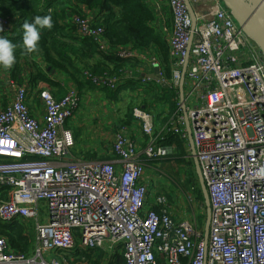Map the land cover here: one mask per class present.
Here are the masks:
<instances>
[{"label":"built area","instance_id":"2783aa9c","mask_svg":"<svg viewBox=\"0 0 264 264\" xmlns=\"http://www.w3.org/2000/svg\"><path fill=\"white\" fill-rule=\"evenodd\" d=\"M167 2L173 15L172 74L166 78L160 68L159 80L143 81L175 89L177 110L158 130L151 112L134 109L147 140L143 150L119 130L114 159L75 158L76 139L67 123L80 109L82 95L74 84L61 97L48 88L37 93L45 108L41 119L30 109L35 90L28 85L19 86L0 109V223L33 219L38 236L31 258L12 251L0 235V264H66L54 254L77 249L120 254L125 264H264V57L221 0H190L194 30L186 1ZM72 21L79 36L107 50L104 30L94 27L93 17ZM10 22L0 16V34L9 32ZM115 54L161 65L151 52L132 47ZM188 55L185 103L212 208L207 250L199 223L178 219L168 194L152 200L145 180L147 162L172 153L165 140L175 135L188 142L179 98ZM132 70L83 74L94 87L115 91L125 78H135ZM185 194L190 211L204 206H198L195 186Z\"/></svg>","mask_w":264,"mask_h":264},{"label":"trees","instance_id":"16d2710c","mask_svg":"<svg viewBox=\"0 0 264 264\" xmlns=\"http://www.w3.org/2000/svg\"><path fill=\"white\" fill-rule=\"evenodd\" d=\"M41 0H0V16L9 17L13 20L15 30L12 33L6 32L0 34L5 36L16 45V62L13 66V74L18 77L22 70V64H30L33 68L32 84L39 82H47L56 85L50 80L36 62L30 61L31 57L38 55L46 67L51 70H58L68 74L73 84L82 92L84 87H94L93 83L86 80L84 71L89 70L94 74L108 73L110 75H118L125 69H135L140 65L137 59H122L115 54L120 47L131 46L141 52L150 53L158 48L159 59L166 78L171 77L172 67L170 62V52L167 41L158 31L151 26L155 20L156 14L142 0H44V5H40ZM85 8L91 11L96 10L95 16L89 15ZM67 11L72 12V20L74 16L94 18V27L103 28V42L107 50L101 49V44L90 37H81L78 35V26L64 19ZM36 16H50L53 21L51 29L44 28L41 30V39L38 42V49L33 53H26L23 48V24L32 22ZM130 79V78H129ZM125 82L120 84L115 91L104 88L114 97L119 93ZM19 82V81H18ZM23 84V83H21ZM27 85V84H23ZM32 85V88L34 89ZM123 87L135 89L137 83L128 82ZM165 94V98L171 107V116L177 110L178 93L175 89L169 87H158ZM156 91V89H154ZM35 92L36 94L39 93ZM157 92V91H156ZM136 102L131 100L127 112L131 117L133 115ZM171 118V117H170ZM170 123V122H168ZM167 123V124H168ZM168 144L176 143L177 148L171 157L175 160L191 162L190 167L193 169V178L188 189L195 186L196 198L198 206L200 202H204L203 193L200 188L199 180L195 170L193 158L189 153L188 142L179 136H171ZM6 197V195H3ZM198 208L201 209V206ZM205 211V206L202 207ZM201 209V210H202ZM203 211V210H202ZM200 227L203 229L205 224V213L200 212ZM25 227L19 222L9 224L0 223V235L8 240L11 250L21 252L28 256L32 248V241L25 234ZM105 252V251H104ZM103 250H80L65 252L59 254V259L66 264H76L81 261H89L91 264H125L123 256L117 254L104 253ZM105 255H108L105 258Z\"/></svg>","mask_w":264,"mask_h":264},{"label":"crops","instance_id":"0c3cea01","mask_svg":"<svg viewBox=\"0 0 264 264\" xmlns=\"http://www.w3.org/2000/svg\"><path fill=\"white\" fill-rule=\"evenodd\" d=\"M142 1L147 3L148 7L155 12L156 17L151 26L155 29V31H158L161 36L163 35L168 44V39L172 30L173 15L167 0ZM40 5L41 7L44 5V0H41ZM85 10L91 16H95L97 13L96 10L91 11L88 8H85ZM72 15V12L67 11L64 15V19L71 22ZM8 29L11 33L15 30L13 20H11ZM134 49L138 50L136 48ZM157 50L158 48L152 50L151 55L158 57L157 59L161 62L159 59V51ZM30 61H34L40 67H42L44 69L43 71L45 72V75L50 80H53L56 85L53 86L47 82H39L38 84L33 85V68L30 64H27V61L26 63L22 64L23 67L20 75L18 76H21L20 80L13 77L14 65L10 69H4L0 67V109H2L14 99L17 88L23 84H27L30 87L33 85L35 92H38L40 89L42 90L48 88L56 97L63 96L67 89L73 85V81L68 74L58 70H51L49 67H46L38 55L31 57L29 62ZM159 68L164 71L162 63ZM155 69L156 67H151L145 61L140 62V65L132 70L134 71L135 78L126 81L127 83L130 81L136 82L137 87L135 89L123 87L127 84L126 83L121 87L116 97L110 95L105 89H99L90 86L84 87L81 92V107L75 116L67 123L68 128L72 130L76 139V146L73 155L75 158L88 161H106L114 159V154L112 151L113 140L115 133L119 130H125V134H127L129 138L137 141L140 150L144 149L147 140L141 130V126L139 125L138 121L135 120L134 116L132 115L130 117L127 112V107L131 100L136 102V106H134L133 109L141 108L151 112L155 127L158 130L162 129L170 121L171 107L170 103L164 99L165 94L160 88L154 85L155 83L147 84L149 82L143 81L144 77H149L152 80H155L153 79ZM154 89H156L157 92ZM29 106L37 118L41 119L43 117L45 108L44 104L39 99L38 94L35 93L31 95ZM168 142V140H165V144L169 147H172V149L170 148V151L172 152L171 154H174L176 152L177 145L176 143L168 144ZM171 154L169 153L168 156ZM167 157L155 160L154 162H147L145 180L149 184V197L153 200V197L157 194H163L166 197L168 194L169 200L173 202V212L175 213L176 217L178 219L187 218V205L184 202V196L167 182V175L165 174L167 172ZM160 160L164 162L162 166L158 165L156 162ZM26 224L30 229H27L25 226ZM22 225L26 228L25 234L28 235V237H30L31 241L33 242L28 257L34 258L38 248V236L36 234L37 222L33 219L22 220ZM50 255L51 254L48 256ZM54 257L59 258L57 254H54ZM107 257L108 255H105V258ZM50 258L53 257L51 256ZM76 264L91 263L89 261H81L77 262Z\"/></svg>","mask_w":264,"mask_h":264},{"label":"water","instance_id":"95a60500","mask_svg":"<svg viewBox=\"0 0 264 264\" xmlns=\"http://www.w3.org/2000/svg\"><path fill=\"white\" fill-rule=\"evenodd\" d=\"M185 1L187 3L193 22L192 30H194L197 25V18L190 0H185ZM221 1L230 10L234 19L243 29L245 34L258 45L259 53L261 56L264 57V0H221ZM188 58L189 55L186 57L185 63L182 68L181 81L179 85V95H180V103L185 116L186 129L188 133V144H189L191 156L195 164V170L199 180L200 188L204 197V205L206 209L204 239H205V248L207 250L209 244L212 208H211V201H210V195L207 188V184L205 182L202 169L199 163V159L197 156L192 126L190 124L187 115V107L185 103V82H186ZM159 70H160L159 67L155 69V72L153 74V79L159 80V77L157 76Z\"/></svg>","mask_w":264,"mask_h":264},{"label":"clouds","instance_id":"9594fccd","mask_svg":"<svg viewBox=\"0 0 264 264\" xmlns=\"http://www.w3.org/2000/svg\"><path fill=\"white\" fill-rule=\"evenodd\" d=\"M53 21L50 16H36L32 22L23 24V48L26 53H33L38 49L42 29H51ZM17 45L5 36H0V67L10 69L16 62Z\"/></svg>","mask_w":264,"mask_h":264},{"label":"rangeland","instance_id":"374dc122","mask_svg":"<svg viewBox=\"0 0 264 264\" xmlns=\"http://www.w3.org/2000/svg\"><path fill=\"white\" fill-rule=\"evenodd\" d=\"M190 155L191 152L189 151ZM192 157V156H191ZM158 165L162 166L164 162L162 160L156 161ZM155 162V163H156ZM156 163V164H157ZM191 164V162H189ZM186 161H183V163L180 162V160H175L170 156L167 157V172L165 173L167 175V182L171 184L175 189L178 190V192L181 195H186L185 193H188V187L190 186L189 183L194 181V174H193V169L190 167V164ZM165 167V166H164ZM193 174V176H192ZM188 196V195H186ZM185 202V201H184ZM186 204V202H185ZM190 203L187 201V217L189 219H193L196 223H199V226L201 224L200 221V212L205 213L206 215V209H200L197 206H193V212L190 211ZM52 255L47 256L48 259H50Z\"/></svg>","mask_w":264,"mask_h":264}]
</instances>
